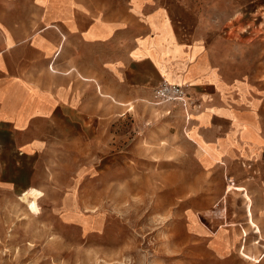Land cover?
Segmentation results:
<instances>
[{
  "label": "rangeland",
  "instance_id": "374dc122",
  "mask_svg": "<svg viewBox=\"0 0 264 264\" xmlns=\"http://www.w3.org/2000/svg\"><path fill=\"white\" fill-rule=\"evenodd\" d=\"M230 8L224 70L254 90L264 136V0ZM153 88L129 105L98 89L90 121L33 137L0 130V264H264V159L254 174L198 164Z\"/></svg>",
  "mask_w": 264,
  "mask_h": 264
},
{
  "label": "crops",
  "instance_id": "0c3cea01",
  "mask_svg": "<svg viewBox=\"0 0 264 264\" xmlns=\"http://www.w3.org/2000/svg\"><path fill=\"white\" fill-rule=\"evenodd\" d=\"M231 5L0 0V130L21 135L31 127L33 137L41 125L90 121L88 101L98 89L119 105L138 104L145 89L150 93L164 79L198 99L189 105L188 121L181 116L198 164L202 158L228 170L240 165L245 173L244 166L264 159V136L254 90L224 70L235 52L222 38ZM219 8L225 15L218 18Z\"/></svg>",
  "mask_w": 264,
  "mask_h": 264
},
{
  "label": "built area",
  "instance_id": "2783aa9c",
  "mask_svg": "<svg viewBox=\"0 0 264 264\" xmlns=\"http://www.w3.org/2000/svg\"><path fill=\"white\" fill-rule=\"evenodd\" d=\"M153 99H155V104L163 105L167 109L166 115H169L172 109H179L183 114L184 122L188 121L190 107L189 105L193 103V96L187 92V86L180 84H169L163 79L153 88Z\"/></svg>",
  "mask_w": 264,
  "mask_h": 264
},
{
  "label": "bare ground",
  "instance_id": "6f19581e",
  "mask_svg": "<svg viewBox=\"0 0 264 264\" xmlns=\"http://www.w3.org/2000/svg\"><path fill=\"white\" fill-rule=\"evenodd\" d=\"M164 80V79H163ZM165 82H167V83H169L167 80H164ZM169 84H173V83H169ZM177 84V83H176ZM180 85H182V84H180Z\"/></svg>",
  "mask_w": 264,
  "mask_h": 264
}]
</instances>
